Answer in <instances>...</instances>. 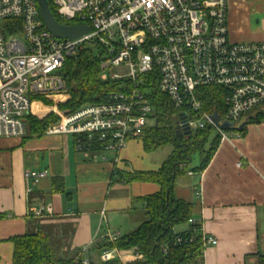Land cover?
Masks as SVG:
<instances>
[{"label": "built area", "instance_id": "2783aa9c", "mask_svg": "<svg viewBox=\"0 0 264 264\" xmlns=\"http://www.w3.org/2000/svg\"><path fill=\"white\" fill-rule=\"evenodd\" d=\"M52 2L59 22L86 24L90 30L73 39L55 37L44 25L38 0H0V138L28 134L32 96L66 92L64 65L85 47L98 51L100 79L125 82L102 102L87 103L48 126L49 135L75 136L79 151L101 147L114 152L118 161L129 141L141 138L156 122L150 98L154 88L178 109L179 130L211 124L221 140L229 134L220 124L237 127L246 113L264 105V42L230 38L229 0ZM208 86L225 90L226 111L218 124L198 97V89ZM45 175L36 170L25 174L34 180ZM53 210L51 205L41 206L34 215L45 217ZM196 220L192 216L189 223ZM197 227L203 251L217 244L202 221ZM187 241L178 236L175 243ZM118 251L104 250L100 260L107 263ZM79 260L90 263L82 253L75 257Z\"/></svg>", "mask_w": 264, "mask_h": 264}, {"label": "crops", "instance_id": "0c3cea01", "mask_svg": "<svg viewBox=\"0 0 264 264\" xmlns=\"http://www.w3.org/2000/svg\"><path fill=\"white\" fill-rule=\"evenodd\" d=\"M229 3L230 38L264 42V0ZM259 111L264 112V105ZM242 124L245 133L228 129V139L220 140L203 171L190 170L176 180L175 196L193 204V216L218 241L205 249L204 264H262L264 260V120L252 122L248 117L238 126ZM75 138L47 133L0 138V211L4 214L0 264H13L12 238L39 229L60 241L57 252L62 257L82 253L92 264H127L139 257L136 249L121 250L105 263L96 244L134 231L144 221L141 199L160 189L149 181L127 183L122 173L158 170L167 157L150 165L142 139L133 138L115 161L111 151L77 150ZM135 144L145 154L140 158H147V166H138ZM197 161L193 167L200 164ZM29 170L46 175L27 179ZM48 205L52 213L34 215L36 208ZM185 229L181 225L176 231Z\"/></svg>", "mask_w": 264, "mask_h": 264}, {"label": "trees", "instance_id": "16d2710c", "mask_svg": "<svg viewBox=\"0 0 264 264\" xmlns=\"http://www.w3.org/2000/svg\"><path fill=\"white\" fill-rule=\"evenodd\" d=\"M48 4L55 18L60 21L52 0ZM79 52L77 56L68 58L64 65L66 92L32 96L31 111L27 116L28 134L25 137L45 134L48 126L59 121L63 115L73 113L87 103L102 102L108 92L120 89L125 82L100 79V57L89 47L81 48ZM224 96L225 90L219 86L198 89V97L204 109L210 114L217 112L221 119H224L226 111ZM150 98L155 106L156 122L145 129L141 137L143 147L147 152H154L169 144L173 151L158 170L123 172L122 177L127 183L154 182L160 189L141 199L145 206L144 221L134 231L115 240L99 242L96 250L136 249L139 257L127 264H204L202 234L197 229L195 231L199 221L196 220V224L189 223L193 216V204L178 199L174 188L178 177L190 170L200 172L207 167L217 151L221 133L211 124L184 133L176 126L175 117L179 111L169 97L154 88ZM258 108L246 113L243 120L248 117L252 122L264 120V112H257ZM244 133L245 129H242L241 134ZM102 149L99 147L94 150L103 152ZM197 154L200 164L193 167L192 160ZM3 217L0 211V218ZM181 225H186L187 229L176 231ZM178 236L188 241L175 243ZM191 238L193 240L189 242ZM12 239L13 264H83L81 260L76 262L75 257H62L57 252L60 241L43 229Z\"/></svg>", "mask_w": 264, "mask_h": 264}, {"label": "water", "instance_id": "95a60500", "mask_svg": "<svg viewBox=\"0 0 264 264\" xmlns=\"http://www.w3.org/2000/svg\"><path fill=\"white\" fill-rule=\"evenodd\" d=\"M38 6H39V10H40L41 15H42L44 25H46L48 30L55 37L57 36V37H61V38L73 39V38H76L78 36L84 35L86 32H88L90 30V27L86 24H84V25H73V24L67 25V24H63V23L59 22L55 18L52 10H50L47 0H38ZM211 118L215 124L216 123L218 124L220 121V117H218L217 112H214L211 115ZM220 126L224 130L231 129V127H233V128L240 131L243 129L245 124H242L241 126L234 127L230 122V123H222V124H220ZM182 131L184 133H187V134H188V132H190L189 129L188 130L183 129Z\"/></svg>", "mask_w": 264, "mask_h": 264}, {"label": "rangeland", "instance_id": "374dc122", "mask_svg": "<svg viewBox=\"0 0 264 264\" xmlns=\"http://www.w3.org/2000/svg\"><path fill=\"white\" fill-rule=\"evenodd\" d=\"M48 1H50V0H48ZM93 51H95L96 54L98 53V51H97L96 48H94ZM138 144H135L134 146H132V148H133V154L138 159L137 160L138 163H139L138 166H147V163H146V159L147 158L146 159H143V160L140 158V156L145 155V154L142 153V149L140 148V145H138ZM172 151H173L172 146L168 144V145H165L164 147H160V149L157 150V151L149 152L150 155L147 152H145L146 154H148L149 156H151L150 159L153 161L152 162L150 160V161H147V162L148 163H151L150 165H152V164L154 165V163L160 164ZM197 159H198V154L193 157V160L192 161H193V164L194 165L197 164V162H198ZM190 172H188V173H190Z\"/></svg>", "mask_w": 264, "mask_h": 264}]
</instances>
